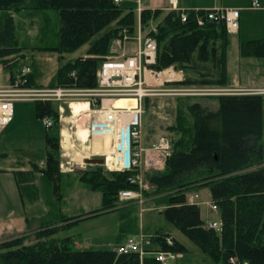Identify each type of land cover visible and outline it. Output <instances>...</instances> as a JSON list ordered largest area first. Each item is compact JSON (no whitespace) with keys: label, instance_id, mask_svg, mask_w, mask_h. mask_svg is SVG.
I'll return each mask as SVG.
<instances>
[{"label":"trees","instance_id":"16d2710c","mask_svg":"<svg viewBox=\"0 0 264 264\" xmlns=\"http://www.w3.org/2000/svg\"><path fill=\"white\" fill-rule=\"evenodd\" d=\"M25 1L0 0V63L11 77L22 48L18 46L16 25L9 11ZM34 3L36 9H52L58 14V45L52 51L64 55L89 43L86 56L61 65L49 87L96 88L100 64L112 55V41L133 35L138 23L142 32L156 41L155 62L150 68L183 72L184 79L172 85L212 88L228 82L231 34L223 21L207 19L203 10H143L137 16L135 10H125L114 0H34ZM153 22L155 30L150 26ZM238 51L241 57L264 58V38L241 42ZM28 80V86H33L31 76ZM263 101L258 95H237L220 96L216 110L198 102L188 105L189 146L174 150L162 171L146 175L158 190L152 194L165 195L160 199L169 205L161 211L165 219L218 264H264ZM36 111L40 119L54 118L57 132L54 103L37 101ZM188 130L183 126L177 132L185 136ZM181 140L186 143L184 138ZM46 147L42 172L58 194L62 178L59 137L48 131ZM135 173L97 166L87 181L103 192L104 205L114 206L111 202L121 190L136 189L137 184L129 182ZM212 173L214 178L218 177L211 183V190L221 214L219 231L208 228L200 207L186 199L189 187L206 176L212 179ZM15 177L20 189L18 175ZM57 231L54 228L37 237L51 236ZM151 238L149 253L187 252L184 244L163 229L156 230ZM149 253L140 257L137 253L115 250H77L69 238L37 239L28 245L21 238L0 242V264H162Z\"/></svg>","mask_w":264,"mask_h":264},{"label":"rangeland","instance_id":"374dc122","mask_svg":"<svg viewBox=\"0 0 264 264\" xmlns=\"http://www.w3.org/2000/svg\"><path fill=\"white\" fill-rule=\"evenodd\" d=\"M197 1L215 6L212 9L223 10L230 8L239 9L241 12L242 8L248 7L250 10H256L246 14L245 34L249 37L251 35H260L259 33L264 32V17H257L258 9L261 11L260 13H264L263 2L260 3L261 8L256 9L251 6V0ZM122 5L123 2H121ZM37 10L43 11L34 13L37 14L33 15L36 17H29V14L33 13L31 11L15 15L18 42L24 49L22 57L18 60V66L13 71L17 73L20 69L28 66L31 68L34 83L37 86L47 87L51 85V79L55 77V73L61 65L86 56L89 43L59 57L58 53L52 51V48L58 45L57 13L52 9ZM258 23H260V27L256 33L254 26ZM114 40L123 42L124 37L115 38ZM228 60L229 75L225 86H212V88L174 86L171 84L178 83L177 81L180 78L184 79L183 72L174 69V76L178 74L179 76H176V78L179 79L168 84V86L174 87H167V85L164 87L155 86L154 84L146 87L147 89L156 90L152 94L143 97L142 107H140L143 116V121L140 125L144 141L146 138L148 143L155 144L159 140H167L169 153L162 158L156 156L158 160L156 163L161 162V165L158 166L150 167V163L155 164V160L150 158V155L147 157L148 162L143 157L141 172H139L140 181L138 180L140 186L134 190V196L127 199L120 198L118 193V198L111 202L114 206L110 204L104 205L103 192L99 188H92L89 181H87L89 173L95 170L97 166L95 168L92 167L90 170L86 169L81 174L64 173L65 175H63L60 182L59 193H55L52 181L46 175L42 176L39 174L37 169L41 168L42 170L45 164V161L43 163L41 161L47 154L46 131L48 130L51 135H55L57 134L56 128L53 126L48 129L44 124V119L36 117L33 108V106L35 107L34 100L31 101L26 98L16 100L13 106L14 121L12 122L11 120L9 124L0 129V154L5 152L8 155L5 158L0 157V170L19 171L16 173L2 172L4 174L0 172V242L10 238H21L23 243L28 245L37 242V239L44 241L52 237L59 239L69 238L72 247L77 250L117 251L118 246L123 241L129 238H142L147 241V237L149 239L155 230L162 228L187 248L185 253L166 255L163 253L164 260H159L163 264H179L180 261L185 262L184 264H218L165 219L161 211L169 205L166 200H160L165 195L152 194L154 190H158L152 186L146 175L153 174L155 171H162L166 160L174 150L189 146L191 138L190 130H188L190 127V118L187 113L188 105L198 102L202 106L216 110L219 107L220 96L251 95L245 94L247 92H244V90L264 88V58L241 57L233 44L230 43ZM7 75L8 71L0 63V84H7L5 81ZM9 77L11 81L8 86L13 81V77L11 75ZM161 88L185 90L171 93ZM258 96L264 98V95ZM88 99L90 100L91 98L88 97ZM95 121H97L95 118L88 121L92 128L91 132L94 134L98 131V128L95 127ZM183 126L185 130H188L185 136H183L181 131L180 133L177 132ZM69 131L71 133L79 131L78 135L80 137L83 128L77 124L73 126L70 123ZM86 135L87 133L83 134L85 141L87 139ZM182 138L185 139L186 143L182 142ZM80 139L82 138L80 137ZM77 141V149L74 151L78 155L87 154V157H105L99 153L90 155L87 150L82 153V148L79 146L81 142L80 140ZM147 142L143 146H149ZM262 143L264 144V129ZM61 148L60 164L67 158H64V149L62 146ZM91 153L95 152L91 151ZM23 171H27V173L24 174L22 173ZM33 173L34 175H32ZM15 174L18 175L21 181H24L25 178L20 176H30V180L25 182V185L30 187V190H28L30 194L33 191L30 199L27 200L28 208L24 209L23 215L16 212L21 209L16 203L17 197L13 194L14 188L12 192H9L8 189L10 188L7 187L8 180H10L9 176L12 175L13 177ZM213 174L212 179L206 176L189 187L191 189L186 192L187 202L200 207L201 217L205 222H220L221 218L220 210L216 205V209H212V212L208 210L209 204L212 203L213 205L215 202L212 198L211 183L218 177L214 178ZM83 176L85 179H83ZM18 192L21 193L19 189ZM54 228L58 230L54 235L45 236L44 238H42L43 236L37 237L48 233ZM149 241H151L150 247H152L153 242L152 240ZM181 254L182 257L180 258L179 255Z\"/></svg>","mask_w":264,"mask_h":264},{"label":"built area","instance_id":"2783aa9c","mask_svg":"<svg viewBox=\"0 0 264 264\" xmlns=\"http://www.w3.org/2000/svg\"><path fill=\"white\" fill-rule=\"evenodd\" d=\"M116 3L121 0H114ZM253 8H260L257 0H252ZM198 11V10H196ZM206 18L216 22L223 21L230 33H234L239 28V9H207L204 11ZM185 19V15L182 17ZM202 24V21L199 20ZM135 39L138 47L135 53L131 56L120 58H108L101 62L97 72L98 83L93 89H74L66 87L57 88H42L28 86V76L30 74V67L22 68L19 73L13 78V81L8 87H0V128L6 126L13 118V105L16 100L30 99V100H49V101H63V100H77L91 98L94 102L98 98L101 100L106 98H128L134 99L136 106L134 108H120L114 110L99 109L96 112L99 117H95V127L106 131L105 133L113 136L115 145L113 148L112 158L117 166V171H132L137 170L138 175L130 178V182L136 183L140 186L139 172H141V165L143 157L148 162V155L155 160V164L150 163L151 166H158L160 163L156 156L166 157L169 153V143L167 140H159L152 147L146 149L143 147L141 125L139 116L142 113L140 109L143 97L152 94L156 89L149 88L154 84L155 86L164 87L165 84L175 82L179 78L174 76L175 72L172 70H165L156 72L149 69V66L155 62L156 56V41L150 36H143L140 25H138ZM166 72L167 77L160 75ZM174 87V86H167ZM166 89V88H161ZM185 89L168 88L164 91L183 92ZM210 91V90H209ZM245 94L264 95V88H250L245 89ZM100 114L102 116H100ZM134 118L133 120L130 117ZM135 117L137 119L135 120ZM44 124L47 128L53 124L52 119H44ZM118 124V125H117ZM144 161V163H146ZM139 180V181H138ZM134 190L125 189L119 192L120 198H130L134 196ZM211 209H216L215 205H211ZM208 228L219 230L220 224L217 222H210ZM149 240L144 241L142 238H129L124 241L118 248L119 253L137 252L144 253V249L149 245ZM158 260H164V254L160 253L157 256Z\"/></svg>","mask_w":264,"mask_h":264},{"label":"crops","instance_id":"0c3cea01","mask_svg":"<svg viewBox=\"0 0 264 264\" xmlns=\"http://www.w3.org/2000/svg\"><path fill=\"white\" fill-rule=\"evenodd\" d=\"M122 2H123L122 7L125 10L133 9L136 11L137 16H139L141 11H143V10H149V11L159 10L161 12H167L170 10H182V11L183 10H206V9H212V7H215V6H210L209 4L200 3L197 0H124ZM251 2H252V0H251ZM258 2L264 3V0H258ZM28 11L33 12V13L29 14V17H36V16H33V15H37L34 13H40L43 10H37L35 8V3L33 0H26L22 4L12 6L9 13L13 17L15 25H16L15 15L22 14V13L28 12ZM252 11H256V10H250L248 7L242 8V11H241L242 13L240 12V17H239V29H238L237 33L231 34L230 43L233 44V46L235 47V49L237 51H238L239 44L241 42L264 38V32L259 33L260 35H258V34L254 35V36L251 35L249 37H247V35L245 34V20H246L245 17H246L247 13L252 12ZM260 12L261 11H259V9H258L257 10V14H258L257 17H259V16L264 17V15H262L264 13H260ZM57 16H58V14H57ZM160 19H161V17H159L157 20L159 21ZM155 25H156L155 22H153L151 24V29H153L155 27ZM254 27H255L256 33H257L259 30V27H260V23H258ZM16 38H17L18 46L20 48H22L21 53L19 55V58H20V57H22V51L24 48L19 45L17 27H16ZM137 47H138V43L135 41V37L132 38V36H131L130 38L124 39L123 42L113 40L111 48H110V53L112 55H114V57L133 55L135 53ZM59 57H60V55H59ZM228 65H229V60H228ZM56 73H57V71H56ZM56 73H55V75H56ZM8 76L9 75H7V78L5 80L7 82V84H0V86H2V87L8 86V83H10ZM54 78L51 79L52 80L51 83L53 82ZM31 79H32L34 86H37L33 81V75L31 76ZM41 87H45V86H41ZM107 99L115 100L116 98L115 99H113V98L103 99L99 104L100 107L98 105L94 104V102H92L91 99L90 100L89 99H80V100L71 99V100H63V101H52L54 103V107L57 111L55 123L58 126V128H57V134H55V135H57L59 137L60 153H62V148H61V146H62L64 149V155H65L64 158L67 157L60 164L61 165L60 170L62 173V178H63V175H65L66 173H68V174H70V173L81 174L82 171H84L86 169L90 170L92 167L95 168L96 166H102L103 168H105L107 166L105 169H107L109 171L116 170L117 166H116L113 158L111 157L113 154L114 138L112 136H108V137H110V142L107 143V145H105L102 148H97V145H96V142L94 139L95 138L94 135H96V134L91 132V127H90L89 122H88L95 117H99V114L96 112V110H99L101 108L107 109V110L129 108L128 106H124L121 104H114V102L113 103H105L104 101ZM116 100H126V99H123V98L118 99L117 98ZM34 102H35V107L33 106V108L35 111V115L38 118L37 111H36V102L37 101H34ZM73 104H84L85 105L84 109L79 111V115H74V109L72 106ZM14 115H15V113H14ZM100 116H102V115L100 114ZM130 118L132 120L134 119L132 117H130ZM38 119H40V118H38ZM52 119H54V118H52ZM136 119H137V117H135V120ZM138 119H140V121L142 122L143 116L140 115V117ZM13 121H14V118L12 119V122ZM70 123L73 124V126H75L77 124L79 127L85 128V130L87 131V139L85 142H82L77 131L72 132V133L69 131ZM47 133H48V130L46 131V136H47ZM77 140H80V142H81V144L79 146H80V148H82V151H81L82 153L85 150H87L88 152H90V155H93V154H98V152L103 151L105 149H111L110 154H107V153L105 154V152L102 153V155L105 157H93V156L87 157L86 156L87 154L80 156L77 153H75V151H74L77 149V146H76V144L78 145ZM145 141L147 142L146 138H145ZM61 143H63L64 145ZM46 149H47V147H46ZM91 151H93L95 153H91ZM46 153H47V150H46ZM2 154H4L3 158L8 156L5 152H3ZM99 154H101V153H99ZM45 158H46V155L42 158L41 163H43L45 161ZM91 158H101V159L107 158V161L105 160L103 165L90 164L88 162H89V159H91ZM105 162H106V164H105ZM78 164H80V165H78ZM0 172H1V174H4L2 172L16 173L19 171L2 169V170H0ZM37 172L39 174H41L42 176L45 175L42 172L41 168H39V170L37 169ZM22 173L26 174L27 171H23ZM32 175H34V173ZM9 177H10V180L7 179L9 181L7 187L10 189H8V190H9V192H12L13 188H14L13 194L15 197H17L16 203H17L18 207H20V209H21V210H18L16 212L23 215L22 212L24 211V209L28 208V205L26 204L27 200H29L31 195L33 194V191H32V194H30L28 191V190H30V187H27L25 185V182L30 180L29 179L30 176H28V177L20 176V177L25 178L24 181L19 180V184L21 187L20 188L21 190L20 189L19 190H20V192L22 191L21 193L18 192V184H17V180H16L15 175H13V177H12V175H10ZM62 178H61V180H62ZM10 212H12V211H10ZM159 229H162V228H159ZM179 256L181 258L182 254ZM184 263L185 262H183V261L179 262V264H184Z\"/></svg>","mask_w":264,"mask_h":264},{"label":"bare ground","instance_id":"6f19581e","mask_svg":"<svg viewBox=\"0 0 264 264\" xmlns=\"http://www.w3.org/2000/svg\"><path fill=\"white\" fill-rule=\"evenodd\" d=\"M160 76L161 77H167V73L166 72H163ZM176 76H179V75L177 74ZM104 102L105 103H113L114 102V104H121V105H124V106H128L129 108H133V107L136 106V102H135L134 99H126V100H116V99L115 100H109V99H107ZM72 106H73V109H74V115H79V111L83 110L84 107H85L84 104H73ZM77 132H79V131H77ZM105 132L106 131L100 129L99 134L94 135V137H95L94 139H95L97 148H102L105 145H107V143L110 142V137L106 136V133ZM84 133H87V131L85 130V128H83V132L80 135V137L82 138L81 139L82 142H85V138L83 136ZM110 150L111 149H105V150L100 151L98 153H101L102 154V153L105 152V154L106 153L107 154H110Z\"/></svg>","mask_w":264,"mask_h":264},{"label":"water","instance_id":"95a60500","mask_svg":"<svg viewBox=\"0 0 264 264\" xmlns=\"http://www.w3.org/2000/svg\"><path fill=\"white\" fill-rule=\"evenodd\" d=\"M90 164H96V165H103L104 163V160L101 159V158H91L89 159V162Z\"/></svg>","mask_w":264,"mask_h":264}]
</instances>
